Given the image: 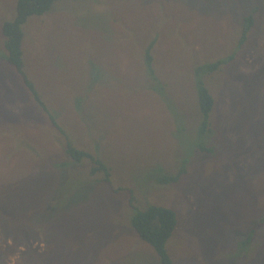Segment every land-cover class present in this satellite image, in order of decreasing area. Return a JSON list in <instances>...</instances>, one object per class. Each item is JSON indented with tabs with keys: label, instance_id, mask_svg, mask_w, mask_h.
Listing matches in <instances>:
<instances>
[{
	"label": "rangeland",
	"instance_id": "374dc122",
	"mask_svg": "<svg viewBox=\"0 0 264 264\" xmlns=\"http://www.w3.org/2000/svg\"><path fill=\"white\" fill-rule=\"evenodd\" d=\"M15 4L0 0V57ZM21 70L56 124L0 58V264H161L130 202L175 210L173 264H264V0H56L24 23Z\"/></svg>",
	"mask_w": 264,
	"mask_h": 264
},
{
	"label": "trees",
	"instance_id": "16d2710c",
	"mask_svg": "<svg viewBox=\"0 0 264 264\" xmlns=\"http://www.w3.org/2000/svg\"><path fill=\"white\" fill-rule=\"evenodd\" d=\"M56 0H16L15 4V16L13 20L4 21L1 25V31L6 38L5 49L6 54L4 57L9 64L15 67L20 75L23 77L24 84L31 91L35 100L41 105V107L49 113L51 120L56 124L55 120L52 118L50 112L43 105L42 101L38 97L32 83L24 75L21 70L22 66V39H23V25L26 20L31 16L41 15L46 13L52 6L53 2ZM254 15L250 13L244 16L242 20V38L250 30L253 25ZM150 44L145 51L144 61L146 62L149 71L152 72V55L150 53ZM224 59H219L214 62L203 64L196 67L197 72L211 73L220 68L224 63ZM196 84V95L198 98V107L200 112V123L197 126V136L202 138L201 142H197L194 149L197 151H208L209 147L206 145L207 136L212 131L210 128V115L214 107V98L209 92L208 88L204 85L202 80L195 82ZM65 151L68 157L73 162H78L83 158H88L91 162V173L96 174V172L104 173V181L111 186V181L109 179V171L104 162L100 161L91 152L79 149L73 146L70 142L66 143ZM160 169V168H159ZM185 170V169H184ZM157 177L152 178L156 180L157 183L165 184L178 181L180 174L184 171L179 169L176 174H166L157 171ZM116 191V189H112ZM132 200V199H131ZM133 213L130 219L132 228L138 233V236L145 242L151 244L159 257L161 264H173L171 257L166 249L167 241L172 236L176 224H177V214L175 210L170 207L148 204L146 208L141 209L132 202H130Z\"/></svg>",
	"mask_w": 264,
	"mask_h": 264
}]
</instances>
